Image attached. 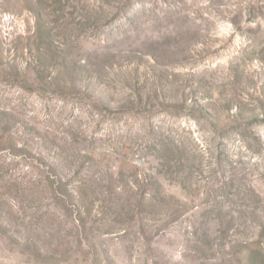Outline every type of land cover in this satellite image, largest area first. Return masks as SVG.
Wrapping results in <instances>:
<instances>
[{"label":"rangeland","instance_id":"1","mask_svg":"<svg viewBox=\"0 0 264 264\" xmlns=\"http://www.w3.org/2000/svg\"><path fill=\"white\" fill-rule=\"evenodd\" d=\"M0 264H264V0H0Z\"/></svg>","mask_w":264,"mask_h":264}]
</instances>
